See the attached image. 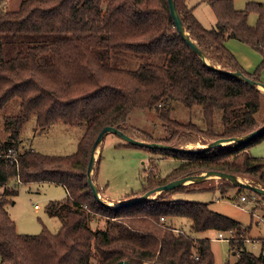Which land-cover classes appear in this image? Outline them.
<instances>
[{
  "label": "trees",
  "instance_id": "obj_1",
  "mask_svg": "<svg viewBox=\"0 0 264 264\" xmlns=\"http://www.w3.org/2000/svg\"><path fill=\"white\" fill-rule=\"evenodd\" d=\"M187 1L174 3L211 66L238 70L264 83V3L248 1L238 9L234 0H205L215 15L213 26L206 28ZM4 2L0 0V117L7 135L0 139V264H214L211 239L199 235L207 230L231 232L230 250L238 254L230 264H264V238L258 254L243 243L250 226L205 202L167 197L184 185L136 204L105 206L92 195L86 175L93 141L106 125L144 141L179 147L196 139L206 144L263 124L264 93L206 64L178 33L167 0H21L16 10H7ZM252 11L256 20L250 25ZM228 38L260 53L253 71L245 70L227 48ZM126 54L136 59L134 66L122 60ZM134 109L153 111L163 135L154 138L140 130L136 137L128 123ZM7 110L16 111L2 115ZM183 110L186 121L173 115ZM33 116L40 129L58 121L82 126L75 150L58 155L31 146L19 149L20 133ZM263 139L264 132L242 145L198 151L124 140L116 145L180 161L166 175L152 168L141 189L124 196L206 170L234 173L264 187V157L249 151ZM100 159L101 150L96 172ZM221 180V194L226 186H235ZM33 182L55 183L66 191L65 197L45 204V212L60 221L54 233L45 227L36 234L19 233L7 211L18 184ZM174 218L185 219L186 227L175 225Z\"/></svg>",
  "mask_w": 264,
  "mask_h": 264
},
{
  "label": "rangeland",
  "instance_id": "obj_2",
  "mask_svg": "<svg viewBox=\"0 0 264 264\" xmlns=\"http://www.w3.org/2000/svg\"><path fill=\"white\" fill-rule=\"evenodd\" d=\"M20 1L5 0L4 7L7 10H16ZM248 1L264 3V0H234V6L238 9L243 8ZM187 3L188 7L194 5L195 16L204 27L210 28L213 26L215 15L205 0H188ZM255 20L256 14L252 11L248 14L247 22L253 25ZM226 46L235 55L240 65L249 72L253 71L261 61L260 53L244 42L228 38ZM121 57L122 60L129 61L132 66L135 65L136 59L130 54ZM261 78L264 80V69L261 72ZM260 90L264 93V87ZM15 111L7 110L2 115L12 114ZM173 115L179 120H187L185 110L179 113L175 112ZM128 123L132 130L136 131V137H141L140 130L147 131L154 138L163 135L162 127H160L161 123L153 111L134 109L129 116ZM35 126L36 122L33 116L20 133L23 147L19 149L31 146L43 153L69 154L75 150L77 140L83 130L82 126L69 125L61 121L55 122L49 126V129H40ZM6 135L7 132L3 127V117H0V139L3 140ZM122 142L124 140L121 137L113 133H107L98 146L96 161L92 169V180L97 186L100 197L108 206H113L118 200L124 199L125 196L123 195L131 191L140 190L145 182L147 172L152 168H155L160 175H166L180 163L176 158L162 157L142 147L116 145ZM229 144H233V142ZM202 145V141L195 139L180 146L194 149L200 148ZM100 150L101 159L96 172L95 167L99 159ZM250 152L253 156L264 157V139L252 145ZM238 177L245 178L246 181L244 182L254 183L247 177ZM221 179L210 177L200 181H187L182 190H173L168 193L167 197L205 202L210 209L227 215L245 226H250V231L243 238V243L247 250L258 254L260 241L264 238V195L253 194L249 189L240 190V186L237 185L226 186L225 192L221 194L219 188H217L222 184ZM256 185L260 186L259 184ZM240 193L246 197L245 200L240 198ZM65 195L64 187L55 183L33 182L28 185L18 184L17 195L6 205L10 217L14 220L16 231L36 234L45 227L50 232H56L60 226V221L57 217L49 216L45 212V204L49 200L61 199ZM158 195L159 193L156 192L151 193L149 198H154ZM34 205H38V207H34ZM172 222L178 227H186L187 224L186 220L181 218H174ZM97 225L101 226L103 222H99ZM225 232L229 235L227 238H217V231L215 230H207L206 233L199 234H206L211 239L210 244L214 256V264H226L227 262L230 264L237 257L238 251L236 249L234 252L230 250L228 240L231 237V232ZM241 238V236L235 235L236 240Z\"/></svg>",
  "mask_w": 264,
  "mask_h": 264
},
{
  "label": "water",
  "instance_id": "obj_3",
  "mask_svg": "<svg viewBox=\"0 0 264 264\" xmlns=\"http://www.w3.org/2000/svg\"><path fill=\"white\" fill-rule=\"evenodd\" d=\"M167 3H168V8H169V12H170V15L172 17L173 23H174L178 33L180 34V36L184 39V41L190 46V48L206 64L211 66V64L206 59L203 51L198 47V45L195 43V41L190 37L189 32L185 29V27L182 23V20L179 16V13L176 9L174 0H167ZM211 67L216 69L219 72H222V73L228 75V76L242 79L245 82L256 86L258 89H259V86L264 87L263 82H258V81L252 80L249 77L245 76L241 71L225 70V69L220 68L219 66H213V65ZM263 132H264V123L261 124L259 127L251 130L250 132L244 134V135L225 137V138L219 137V138H216V139H214V140H212L206 144H203L200 148L192 149V148H186V147H182V146L176 147V146H172L171 144L158 142V141L139 140V139H136V138L126 134L125 132L118 129L117 127H114L111 125H106L98 132V134L96 135V137L93 141L90 156H89L88 163H87V168H86L87 181H88V184L90 186L92 195L95 197V199L99 203L104 204L105 206H108L107 203H105L104 200L100 197V195L98 193L97 186L91 177L92 169H93L94 163L96 161V149L100 145L103 137L107 133H113V134L121 137L123 140L130 142L132 144L138 145V146H145V147L156 148V149H172V150H180V151H183V150H185V151L186 150L198 151V150H204V149L211 148V147H217L220 145L229 144L231 142L235 143L236 145H242V144H245L251 140H254L259 135H261ZM210 177H218V178L227 179L235 185H243L244 187H246L248 189H251L255 192H258L261 195H264V187L258 186L255 183L241 181L240 178L237 175H235L234 173H228V172L217 171V170H206V171H203V172L198 173V174H188V175L178 177L176 179H173L171 181L166 182L165 184H162V185L156 186L152 189H149V190H147L144 193H141L139 195H136V196H133L130 198L120 199L113 206H125V205L136 204V203H139V202H142V201L148 199L149 195L151 193H155V192L160 193L162 191H167V190L173 189L179 185H184L185 182H187V181H192V180L200 181V180H204V179H207ZM114 264H130V262H128L127 260H119V261L115 262Z\"/></svg>",
  "mask_w": 264,
  "mask_h": 264
},
{
  "label": "built area",
  "instance_id": "obj_4",
  "mask_svg": "<svg viewBox=\"0 0 264 264\" xmlns=\"http://www.w3.org/2000/svg\"><path fill=\"white\" fill-rule=\"evenodd\" d=\"M242 200H244L245 199V197H244V195H242L241 197H240ZM34 207H38V205H34ZM160 220H164V217H160ZM229 232V231H228ZM230 233V232H229ZM231 235V234H230ZM216 236H217V238H227V236H229L228 234H226V232L225 231H218L217 233H216ZM226 264H228V263H226Z\"/></svg>",
  "mask_w": 264,
  "mask_h": 264
},
{
  "label": "bare ground",
  "instance_id": "obj_5",
  "mask_svg": "<svg viewBox=\"0 0 264 264\" xmlns=\"http://www.w3.org/2000/svg\"><path fill=\"white\" fill-rule=\"evenodd\" d=\"M260 87L262 88L263 86H260ZM261 88H260V89H261ZM97 153H98V147H97V149H96V156H97ZM240 180H242V181H246L245 178H244V179H243V178H240Z\"/></svg>",
  "mask_w": 264,
  "mask_h": 264
},
{
  "label": "crops",
  "instance_id": "obj_6",
  "mask_svg": "<svg viewBox=\"0 0 264 264\" xmlns=\"http://www.w3.org/2000/svg\"><path fill=\"white\" fill-rule=\"evenodd\" d=\"M193 12H194V9H193ZM195 14V13H194ZM51 128V127H50ZM61 128H63V127H61ZM49 129V128H48ZM65 129V128H64ZM249 151H250V148H249ZM251 153V152H250ZM97 165V164H96ZM99 165V164H98ZM124 196V195H123ZM111 199H113V200H115L114 198H111ZM117 200V199H116ZM207 231H205V232H203V233H206ZM204 235H206V234H204Z\"/></svg>",
  "mask_w": 264,
  "mask_h": 264
}]
</instances>
